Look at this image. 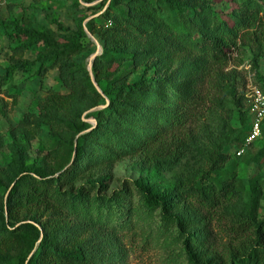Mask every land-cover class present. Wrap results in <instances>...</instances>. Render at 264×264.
Here are the masks:
<instances>
[{
  "label": "trees",
  "instance_id": "obj_1",
  "mask_svg": "<svg viewBox=\"0 0 264 264\" xmlns=\"http://www.w3.org/2000/svg\"><path fill=\"white\" fill-rule=\"evenodd\" d=\"M228 2L237 7L224 14L212 0H110L103 23L99 17L88 21L102 41V51L92 65L102 92L87 67L74 59L88 36L83 21L77 33L44 58L45 66H59L69 90L51 91L45 110L49 119L69 113L59 119L79 134L71 140L75 163L57 175L25 166L19 155L8 163L0 174V184L10 188L5 200H0V264L117 263V251L109 250V241L101 237L98 227L118 221L114 205L121 193L108 195L101 188L92 194L86 185L64 190L63 184L75 181L95 153L116 160L141 153L154 166H175L182 160L194 140L190 123L206 75L201 74L202 66L191 62L180 61L183 67H174L178 50L189 44L226 59V48L236 45L239 37L253 36L250 29L264 24V0ZM20 31L39 41L35 32ZM97 106L102 108L90 113L96 124L84 132L91 125L81 112ZM250 128V123L241 128L232 142L216 141L208 153L213 176L202 172L191 186L180 180L160 194L149 184L137 187L144 205L159 207L162 220H174L183 229L193 225L192 217L168 212L173 204L191 200L208 209V213L196 210L201 230L184 233L187 264H264V213L256 211L260 190L241 210L238 224L229 227L233 241L221 253L210 226L211 208L227 194L226 181L235 178L223 168L229 160L226 150L248 136ZM260 153L264 154V146Z\"/></svg>",
  "mask_w": 264,
  "mask_h": 264
},
{
  "label": "rangeland",
  "instance_id": "obj_2",
  "mask_svg": "<svg viewBox=\"0 0 264 264\" xmlns=\"http://www.w3.org/2000/svg\"><path fill=\"white\" fill-rule=\"evenodd\" d=\"M109 2L0 0V174L15 155L21 156L25 166L34 165L42 173L55 175L75 163L71 140L79 134L75 135L69 125L59 119L61 115L68 117L69 113L60 112L49 119L45 110L51 91L66 93L69 90L60 77L59 66H45L44 58L77 33L83 21L96 41L87 33L82 39L84 48L74 59L88 69L92 54L100 51L98 44L102 47L99 34L92 33L88 21L99 17L103 23L102 14ZM212 2H216L215 7L224 14L237 7V3L231 5L228 0ZM99 4L102 6L97 8ZM261 15L264 22L263 13ZM20 30L35 32L39 41L28 39ZM250 31L255 34L246 39L239 37L236 45L226 48V59L202 53L189 44L178 50L174 67H183L180 61L191 62L202 66L201 74L206 76L201 88L202 98L194 109L196 116L190 123L194 140L177 165L154 166L141 153L117 160L95 153L84 162L86 167L75 181L63 184L64 190L86 185L92 194L101 188L108 195L113 191L121 193L118 204L114 205L118 215L114 218L118 221L115 219L109 222L110 226L98 227L101 237L109 241V250L119 255L117 263L113 264H187L184 233H198L201 226L197 223L196 210L208 213V209L191 200L177 206L173 204L168 212L192 217L193 225L183 229L174 220H162L159 207L144 205L137 187L149 184L155 194H160L180 180L191 186L202 178V172L213 176L208 153L216 141L221 138L224 144L232 142L241 128L249 123L251 127L248 85L264 93V24L258 23ZM185 69L189 71L190 67ZM99 108L102 106L81 112L82 119L91 125L84 132L95 126L96 119L90 113ZM262 124L261 136L256 141L248 143L247 136H242L226 150L229 160L223 168L235 178L226 181L230 184L227 194L219 197L215 208L210 210L213 213L210 226L220 253L233 241L229 227L238 224L241 210L256 190H260L256 211L258 215L264 213V154L260 153L264 146V121ZM241 148L244 151L238 155ZM9 189L0 184V200H5Z\"/></svg>",
  "mask_w": 264,
  "mask_h": 264
},
{
  "label": "built area",
  "instance_id": "obj_3",
  "mask_svg": "<svg viewBox=\"0 0 264 264\" xmlns=\"http://www.w3.org/2000/svg\"><path fill=\"white\" fill-rule=\"evenodd\" d=\"M247 97L251 101L250 112L252 114V123L250 132L247 136V142L256 141L261 136L262 123L264 121V93L252 84L248 85ZM244 148L238 150L241 155Z\"/></svg>",
  "mask_w": 264,
  "mask_h": 264
},
{
  "label": "water",
  "instance_id": "obj_4",
  "mask_svg": "<svg viewBox=\"0 0 264 264\" xmlns=\"http://www.w3.org/2000/svg\"><path fill=\"white\" fill-rule=\"evenodd\" d=\"M85 29H86V28H85ZM86 31H87V29H86ZM87 33H88L90 36H92L88 31H87ZM92 39L96 41V39H95L93 36H92ZM98 47H99L100 51H97V52H95V53L92 54V56H91V58H90V65H89V67H88V70H89V72H90V74H91L92 81H93L94 85L96 86V88H97L100 92H102L101 89H100V87L97 85V83H96V81H95V78H94V75H93V72H92L93 60L95 59V57H96L98 54L101 53V49H102V47H101L100 44H98Z\"/></svg>",
  "mask_w": 264,
  "mask_h": 264
}]
</instances>
